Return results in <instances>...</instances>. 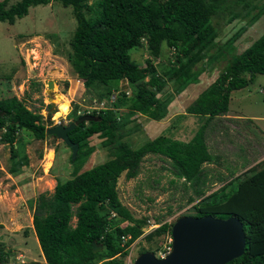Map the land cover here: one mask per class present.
Wrapping results in <instances>:
<instances>
[{
	"label": "rangeland",
	"instance_id": "rangeland-1",
	"mask_svg": "<svg viewBox=\"0 0 264 264\" xmlns=\"http://www.w3.org/2000/svg\"><path fill=\"white\" fill-rule=\"evenodd\" d=\"M16 2L9 0L6 8ZM94 2H82L86 19L93 18L98 10ZM211 23L216 46L227 45V57L239 55L264 35V0L222 1ZM75 26L71 8H63L59 2L30 7L12 25L0 23V100L16 98L41 116L46 129L67 126L76 117L111 111L117 122L116 134L132 150L157 136L188 142L206 124L202 140L213 160L202 166L206 183L200 198L193 196L188 183L175 178L169 162L157 155H145L130 179L126 171L117 177L120 206L133 220L144 221L141 235L125 249V255L116 256L121 264H135L143 254L156 257L171 238L172 225L181 218H195V207L203 198L228 181L242 179L264 166V76L257 75L246 88L231 92L227 113L206 121L188 114L187 109L213 83L224 65L223 59L213 56L214 50L201 53L195 61L192 69H203L197 82L177 92L165 75L177 68L170 48L161 44L157 56L145 46L132 48L129 59L137 67L151 66L163 82L159 80L162 89L158 92L152 86L146 87L155 92L163 112L159 121L150 120L130 106L129 100L140 86L121 81L83 87L82 76L71 67L69 42ZM48 82H52L50 87ZM3 131L0 129V251L5 255L0 256V264H45L32 229L36 200L40 195L49 199L56 184L104 163L110 156L109 147L102 145L107 135H92L81 141L80 153L90 148L89 154L72 163L71 150L59 139L45 135L38 140L24 131L16 136L13 155L17 156L12 158L11 147L1 139ZM24 159L25 164L19 165ZM75 208L73 205L70 209L69 227L75 226ZM109 218L118 221L119 228L127 225L116 214ZM163 224L167 229L158 230Z\"/></svg>",
	"mask_w": 264,
	"mask_h": 264
},
{
	"label": "trees",
	"instance_id": "trees-1",
	"mask_svg": "<svg viewBox=\"0 0 264 264\" xmlns=\"http://www.w3.org/2000/svg\"><path fill=\"white\" fill-rule=\"evenodd\" d=\"M84 1L18 0L6 8L9 0H1L0 22L13 24L27 14L28 8L50 2L70 7L76 23L69 42L71 67L82 76L83 87L90 89L96 83L107 86L122 80L140 86L129 100L131 109L154 121L163 118L162 104L155 98L163 82L151 66L137 67L129 59L128 52L132 48L145 46L153 56L158 55L161 44L170 48L177 68L165 75L177 92L197 82L203 69L193 70L195 61L201 53L214 50L213 56L223 59L224 65L213 83L187 109L188 114L206 121L227 113L231 92L246 88L257 75L264 76V35L239 55L227 57L228 46H216L211 18L218 4L226 0H95L98 10L88 19L82 13ZM148 85L155 92L148 91ZM93 115L90 117L94 120L82 122L67 133L72 143H78V151L71 162L89 154L90 148L82 154L79 146L92 135H107L102 145L109 147L110 156L104 163L56 184L49 199L38 196L32 229L45 264H121L116 256L125 255V249L141 235L144 221L133 220L120 206L116 179L123 171L127 179L133 177L147 154L167 160L172 175L188 183L193 196L204 195L206 174L202 166L213 160L202 140L205 123L188 142L157 136L132 150L116 134L117 122L111 111ZM50 116L49 113L46 121ZM2 128L1 139L11 147L12 158L17 156L13 155L14 145L20 131L38 140L46 135L41 116L28 110L16 98L0 100ZM18 164H25V159ZM202 200L195 207V218L210 216L225 220L234 217L241 223L245 240L243 253L226 264H264V166L242 179L228 181ZM188 202H192V198ZM73 205L76 206L73 212L76 221L74 227H69ZM112 213L126 220L127 225L119 228L118 221L108 219ZM166 229L165 224L158 228L160 231ZM92 243L100 246V250L92 252ZM4 255L1 250L0 256Z\"/></svg>",
	"mask_w": 264,
	"mask_h": 264
},
{
	"label": "water",
	"instance_id": "water-1",
	"mask_svg": "<svg viewBox=\"0 0 264 264\" xmlns=\"http://www.w3.org/2000/svg\"><path fill=\"white\" fill-rule=\"evenodd\" d=\"M51 85L52 82L47 83L48 87ZM90 120L91 117L83 116L67 126H52L46 129L45 134L63 142L71 150L73 160L77 144L68 139L67 133L76 125ZM170 237L171 251L165 258L157 259L147 253L141 255L135 264H226L242 255L245 244L241 223L234 217L225 220L210 216L181 218L172 225ZM99 250L100 246L92 243L91 251Z\"/></svg>",
	"mask_w": 264,
	"mask_h": 264
},
{
	"label": "built area",
	"instance_id": "built-area-1",
	"mask_svg": "<svg viewBox=\"0 0 264 264\" xmlns=\"http://www.w3.org/2000/svg\"><path fill=\"white\" fill-rule=\"evenodd\" d=\"M170 251H171V238H169V240L166 242V245L162 247L156 258L163 259L170 253Z\"/></svg>",
	"mask_w": 264,
	"mask_h": 264
},
{
	"label": "crops",
	"instance_id": "crops-1",
	"mask_svg": "<svg viewBox=\"0 0 264 264\" xmlns=\"http://www.w3.org/2000/svg\"><path fill=\"white\" fill-rule=\"evenodd\" d=\"M29 9V8H28ZM0 23H2V22H0ZM8 24V23H7ZM9 25H12V24H9ZM24 38H26V37H24ZM26 40V39H25ZM228 111V110H227Z\"/></svg>",
	"mask_w": 264,
	"mask_h": 264
},
{
	"label": "clouds",
	"instance_id": "clouds-1",
	"mask_svg": "<svg viewBox=\"0 0 264 264\" xmlns=\"http://www.w3.org/2000/svg\"><path fill=\"white\" fill-rule=\"evenodd\" d=\"M81 117H82V116H81ZM79 118H80V117H79ZM79 118H78V119H79ZM52 119H53V118H51V120H52ZM71 123H72V122H71ZM54 126H55V125H54ZM51 127H52V126H51ZM47 129H48V128H47Z\"/></svg>",
	"mask_w": 264,
	"mask_h": 264
}]
</instances>
